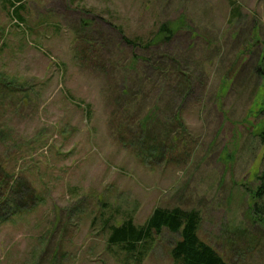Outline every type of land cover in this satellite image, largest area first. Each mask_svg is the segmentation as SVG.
Here are the masks:
<instances>
[{"label":"rangeland","instance_id":"1","mask_svg":"<svg viewBox=\"0 0 264 264\" xmlns=\"http://www.w3.org/2000/svg\"><path fill=\"white\" fill-rule=\"evenodd\" d=\"M236 2L21 0L19 21L0 0V162L40 198L0 223V264H123L105 219L175 206L230 264H264V0Z\"/></svg>","mask_w":264,"mask_h":264},{"label":"trees","instance_id":"2","mask_svg":"<svg viewBox=\"0 0 264 264\" xmlns=\"http://www.w3.org/2000/svg\"><path fill=\"white\" fill-rule=\"evenodd\" d=\"M13 14L17 20L23 18L20 9L24 6L21 0L11 2ZM232 11H236L238 6L236 0H229ZM172 29L162 26L161 33H168L167 38ZM131 44L137 42L129 39ZM259 69L258 71H262ZM264 76V73H263ZM13 84L2 83L3 89L13 90ZM148 117L142 120L141 130L137 147H144L147 139H145L144 131L148 129ZM163 138L168 140V135L162 134ZM260 137L264 142V127L260 132ZM174 141V140H173ZM171 147V144H170ZM174 147V145H173ZM172 147V148H173ZM171 148V149H172ZM151 149V157L156 155H164L167 150V143L160 144L156 151L149 145ZM262 179L255 196L259 197L264 191V170L259 176ZM36 189L29 182H24L22 178L16 177L4 164L0 162V223L12 219L13 216L22 211L32 208L39 200ZM262 206H252V210L261 208ZM260 210V209H259ZM261 211L264 212L263 208ZM202 214L197 209H184L180 206L156 207L145 223L138 225L130 215L120 224L111 222V218L104 221L107 230V246L108 248L117 247L123 255V264H143L145 258L149 255L153 248V242L156 235L168 229L173 233H179L180 238L175 242L170 250L172 256V264H230L211 244L204 241L200 237V229L202 225Z\"/></svg>","mask_w":264,"mask_h":264}]
</instances>
